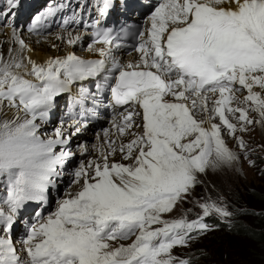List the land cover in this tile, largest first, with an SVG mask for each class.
Here are the masks:
<instances>
[{"label":"snow or ice","instance_id":"obj_1","mask_svg":"<svg viewBox=\"0 0 264 264\" xmlns=\"http://www.w3.org/2000/svg\"><path fill=\"white\" fill-rule=\"evenodd\" d=\"M7 2L9 12L20 6V0ZM110 6L104 0L102 14ZM53 13L48 8L36 22ZM148 20L150 27L138 33L135 63L121 64L113 55L123 46L119 38L98 29L94 44L103 46L90 48L101 59L69 53L44 64L29 60L23 74L13 71L24 67L21 63L0 65V107L7 102L31 117L0 122V177L6 181L0 264H189L177 261L173 248L186 246L194 231H209L204 218L211 213L230 215L205 202L197 219H162L186 199L199 174L238 159L222 139L223 128L235 135L247 125L264 123V0H162ZM79 40L69 34L70 45ZM106 69L117 73L109 106H132L120 113L122 122L113 120L116 133L129 134L141 115L136 106L142 109L143 131L131 133L128 143L107 141V150L100 146V160L81 163L73 173L79 190L31 225L20 242L22 258L12 238L18 211L28 201L46 199L72 156L65 150L71 136L63 124L54 137L42 139L36 120L46 117L53 100L74 81ZM242 91L247 93L243 99ZM250 111L260 119L251 118ZM73 127L82 131L79 122ZM239 146L245 147L243 139ZM117 152L131 163H110Z\"/></svg>","mask_w":264,"mask_h":264},{"label":"rangeland","instance_id":"obj_2","mask_svg":"<svg viewBox=\"0 0 264 264\" xmlns=\"http://www.w3.org/2000/svg\"><path fill=\"white\" fill-rule=\"evenodd\" d=\"M241 106L247 107V105ZM249 115L254 120L260 119L258 113L254 111H250ZM215 122L219 123V120L217 119ZM232 122L237 123L234 118ZM63 127L64 129L68 128L69 124ZM247 128L248 130L244 132L238 130L235 135L226 132L225 128L222 129V139H224L227 147L236 153L238 159L231 164L220 165L216 168L209 167L205 173L199 174V182L190 191L186 199L180 201L172 212L162 214L164 220L171 221L187 217L191 221L203 215L199 205L205 202L215 203L230 213L229 216L222 217L213 212L205 217V221H211V223H207L210 230L200 236L198 234L197 238L190 239L186 246L174 247L172 255L176 257L177 261L187 260L189 264H221V259L214 256L209 250L212 245H224L229 242L235 246L236 252L244 254L243 251L251 244L245 238L233 236L230 232L231 228L234 229L238 226L249 231L264 227V221L260 222L256 218L259 208L251 210L257 213L251 212L249 214L250 212H247L248 214H245L246 208L241 207V204H246L247 201L255 205V195L264 197V123H253L247 125ZM53 132V128L49 129L50 135L54 134ZM38 134L40 133L38 132ZM239 139H243L245 147L239 146ZM0 180V190L2 191L0 206H3L2 201L6 197V181L3 177H0ZM259 205L260 208H264V198ZM215 223L223 224L225 231L221 230L222 227ZM262 230L264 233V228ZM123 243L129 244L127 241H123ZM258 255L264 260V248ZM237 259L236 256L230 258L231 261H237Z\"/></svg>","mask_w":264,"mask_h":264},{"label":"bare ground","instance_id":"obj_3","mask_svg":"<svg viewBox=\"0 0 264 264\" xmlns=\"http://www.w3.org/2000/svg\"><path fill=\"white\" fill-rule=\"evenodd\" d=\"M42 38H44V40H42ZM68 39L69 38L64 37L59 38L58 36L52 37L50 35L44 37H31L26 34L18 35L11 29H6L5 31L0 29V65L21 63L24 67L20 69L13 68V71H18L23 74L26 69H30L31 67L28 64L29 60L35 61L37 64H44L49 58L64 57L71 53L72 45L68 43ZM21 40L24 42V47L19 43ZM25 78L34 80L32 76H26ZM243 96L244 95L240 98L243 99ZM74 97L82 98L81 91L76 86L72 90V95L63 98L62 102L66 100L70 104H73ZM17 116H19L18 123H22L24 119H29L17 108L11 109L7 103L0 107V122L5 120H16ZM59 126L61 127V125ZM69 126L71 125L69 124ZM67 129L68 128H65L66 131ZM111 162L125 163L130 161H122L121 154H117L113 157ZM71 191H73V189H71Z\"/></svg>","mask_w":264,"mask_h":264},{"label":"trees","instance_id":"obj_4","mask_svg":"<svg viewBox=\"0 0 264 264\" xmlns=\"http://www.w3.org/2000/svg\"><path fill=\"white\" fill-rule=\"evenodd\" d=\"M249 197L252 198V196L249 195ZM264 197H257L255 195L256 204H250L249 201H247L246 204H241V207H245L247 211H245V214H248L247 212H255L251 210H255L256 208H259L258 213L256 214V218L260 221H264V208H260L261 206L259 203L263 200ZM211 222V221H209ZM213 222V221H212ZM217 224V223H215ZM217 225H220L222 228L221 230L225 231L224 225L221 223H218ZM264 228V227H263ZM262 228V229H263ZM245 228H241L236 226L234 229L231 228L230 232L233 236L242 237L248 240L251 244L246 247V250L243 251L244 254H240L235 248L234 245L230 244L229 242L224 245H212L210 252L221 259V264H264V260L259 258L258 253H261L264 248V233L262 232V229H251V230H244ZM254 251V252H253ZM236 256L238 259L237 261H231L230 258Z\"/></svg>","mask_w":264,"mask_h":264}]
</instances>
